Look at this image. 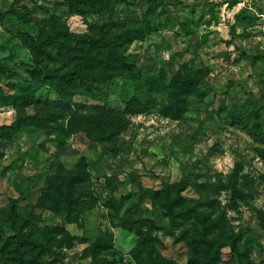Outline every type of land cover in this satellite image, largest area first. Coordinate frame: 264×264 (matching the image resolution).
Instances as JSON below:
<instances>
[{"label":"rangeland","instance_id":"374dc122","mask_svg":"<svg viewBox=\"0 0 264 264\" xmlns=\"http://www.w3.org/2000/svg\"><path fill=\"white\" fill-rule=\"evenodd\" d=\"M82 1L0 0V264H264V0ZM128 23L135 78L23 37Z\"/></svg>","mask_w":264,"mask_h":264},{"label":"trees","instance_id":"16d2710c","mask_svg":"<svg viewBox=\"0 0 264 264\" xmlns=\"http://www.w3.org/2000/svg\"><path fill=\"white\" fill-rule=\"evenodd\" d=\"M112 1L127 3L130 0ZM151 1L155 2V0ZM69 2L71 5H76L84 1L69 0ZM233 3L237 4V1L233 0ZM26 15L29 17L30 13L27 12ZM129 25L130 23L123 26V28H125L123 32H118V35H115L114 39H93L90 36L85 35L70 40L68 34L65 32H61L59 35L49 36L42 42H39L28 33H24L23 37L31 48L36 59H40V56L44 51L50 47L57 49L62 57H68L67 64L73 67V72L63 76L53 72V80H58L60 82H77V80L80 79L84 80L82 82H88V73L96 75L93 71H96L97 69L118 70L129 78H135L138 76V74L135 73L136 67L125 56V51L129 44L136 40L138 36ZM93 77L95 78L96 76ZM98 126L106 128L110 125L102 123L98 124ZM7 129V126L0 127V131L3 133L6 132ZM13 213L14 211L11 212V218ZM12 219L14 220V217Z\"/></svg>","mask_w":264,"mask_h":264},{"label":"built area","instance_id":"2783aa9c","mask_svg":"<svg viewBox=\"0 0 264 264\" xmlns=\"http://www.w3.org/2000/svg\"><path fill=\"white\" fill-rule=\"evenodd\" d=\"M236 1L238 6L244 7L251 0H236Z\"/></svg>","mask_w":264,"mask_h":264}]
</instances>
